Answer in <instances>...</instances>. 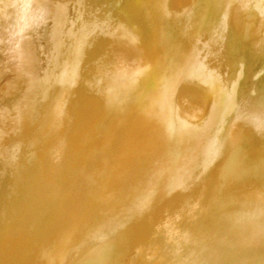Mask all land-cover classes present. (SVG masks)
Segmentation results:
<instances>
[{
  "label": "bare ground",
  "instance_id": "6f19581e",
  "mask_svg": "<svg viewBox=\"0 0 264 264\" xmlns=\"http://www.w3.org/2000/svg\"><path fill=\"white\" fill-rule=\"evenodd\" d=\"M183 1L0 0V264H264V0Z\"/></svg>",
  "mask_w": 264,
  "mask_h": 264
},
{
  "label": "rangeland",
  "instance_id": "374dc122",
  "mask_svg": "<svg viewBox=\"0 0 264 264\" xmlns=\"http://www.w3.org/2000/svg\"><path fill=\"white\" fill-rule=\"evenodd\" d=\"M191 1H192V0H189L190 3H189L187 0H185L186 3L183 1L182 3L178 4L180 7L177 5V7L174 8L173 11H175V9L177 10V9L181 8V7L183 6V4H184V6L186 5L187 7H184V8L182 7V9H183V10H184L185 8L187 9L188 6H190L189 4L192 3ZM187 2H188V4H187ZM181 4H182V5H181ZM179 10H181V9H179ZM183 10H182V11H183ZM171 11H172V10H171ZM175 12H176V11H175ZM175 12H174V14H175ZM174 17H178V15H175ZM141 21H142L141 23L144 22L143 18L141 19Z\"/></svg>",
  "mask_w": 264,
  "mask_h": 264
}]
</instances>
